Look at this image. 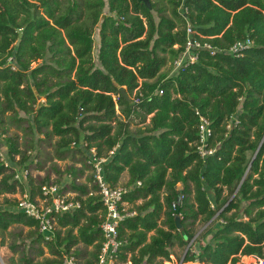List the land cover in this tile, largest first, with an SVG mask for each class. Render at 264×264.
<instances>
[{
	"label": "trees",
	"instance_id": "16d2710c",
	"mask_svg": "<svg viewBox=\"0 0 264 264\" xmlns=\"http://www.w3.org/2000/svg\"><path fill=\"white\" fill-rule=\"evenodd\" d=\"M150 4L0 0V127L6 132L7 123L28 121L31 134L57 137L61 159L71 153L82 163L65 170L79 207L55 214L49 240L18 202L0 203V245L12 253L7 264H63L69 255L84 264L97 262L106 211L93 176L76 182L90 167L91 148L107 159L103 174L112 186L127 170L123 201L143 199L119 225L116 264L173 262L172 247L192 240L198 221L207 223L210 239L200 246L198 259L189 249L182 262L173 263L264 258V0ZM248 38L253 45L241 56L204 48L197 62L176 75L164 69L190 39L226 51ZM20 112L28 118H19ZM200 116L212 131L207 148L213 153L206 157L198 150ZM133 119L142 126L131 129ZM8 140L10 162L20 155L17 163L25 164L27 152L15 137ZM13 170L0 158V195L16 192ZM44 184L32 190L31 200Z\"/></svg>",
	"mask_w": 264,
	"mask_h": 264
},
{
	"label": "rangeland",
	"instance_id": "374dc122",
	"mask_svg": "<svg viewBox=\"0 0 264 264\" xmlns=\"http://www.w3.org/2000/svg\"><path fill=\"white\" fill-rule=\"evenodd\" d=\"M99 40L100 39L98 35V30H96V34H95L96 46L94 50V56L96 58V61L98 58ZM34 65H36V62L33 63V66ZM164 69L167 72H169L170 75H176L178 72V66L176 65L175 61L172 63H168V65H166ZM239 112L240 109L238 110V113ZM238 113L232 117V119L228 123L229 126H232ZM18 117L28 118L23 112H20ZM7 126L8 127L6 132H4V127H0V155L3 161L6 164H8L9 167H12L14 169L13 171L15 172V179H17L19 183L17 184L15 193L0 195V203H4L5 198H9L18 202L21 198H24L25 196L30 197L32 190L36 191L37 190L36 186L43 180H46V184L44 185L57 186L59 189L60 196L68 200L75 201L74 197L76 196V194L70 189V185L72 184L73 178L70 177L69 174L65 172V170L71 165H74L76 167H82V163L74 161L73 158L71 157V153L65 154L61 159L60 154L57 150L58 149L57 137L56 136L45 137L44 135H40L39 137L36 133L31 134L28 128V121H20V122L13 121L11 123H7ZM130 126L131 129L135 130L136 128L142 125L136 124V120L133 119L130 122ZM10 136L16 138L19 148L22 152L25 151L27 152L29 159L25 164L17 163V161L20 159V155H17L15 157L16 158L15 161L10 162L8 155L9 144L11 142L10 140H8V138ZM75 149H76L75 146H72V150ZM255 155L256 152L252 154V158L255 157ZM62 171L64 172V174L60 173ZM92 175H93L92 170L90 169V167H88L83 171L82 174L79 175V177L76 179V182L85 183L87 179ZM31 179H33V185L30 184ZM123 186L124 185H121V187ZM61 188H63V190L66 191L64 193H61L60 192ZM40 199H41V195L38 193V195L35 196L34 201H38ZM125 209L128 214H133L132 208L125 207ZM15 229H17V227L13 226L12 230ZM206 229H207V223L198 222L197 225H195V236L193 237V239L190 240L183 247L180 246L181 247V248L179 247L180 249L175 248L176 246L174 245L175 246L174 248L177 253H175V251L172 250L173 248L171 249L172 253L175 256L181 258L182 255L184 254L185 256L187 251L190 249L191 253H194L197 258L199 256V253L201 252L200 246L210 239V234L206 235ZM26 230L27 228H25V231ZM12 240L13 237H7L8 243H10ZM0 241H1V237H0ZM78 247L81 249L83 248V246H78ZM83 249L90 252L92 248L84 246ZM11 254L12 253L7 246L0 245V264H7L9 256ZM19 255H20L19 253L15 254V256L17 257ZM45 255L50 256L47 248H45ZM33 257H35L36 260L42 259V256H38V255ZM197 259L194 260L195 262L193 261L190 264H195V263L197 264ZM252 262L253 259L241 257L238 264H249V263L252 264Z\"/></svg>",
	"mask_w": 264,
	"mask_h": 264
},
{
	"label": "built area",
	"instance_id": "2783aa9c",
	"mask_svg": "<svg viewBox=\"0 0 264 264\" xmlns=\"http://www.w3.org/2000/svg\"><path fill=\"white\" fill-rule=\"evenodd\" d=\"M188 34H191L190 26L188 27ZM252 45L253 41L249 38L245 40H238L228 50L225 51L213 48L208 44L202 45L199 42L190 39L188 40L182 54L177 60H175V63L178 66L179 71L197 62L199 56L198 51L201 49H209L211 54L222 51L236 56H241L243 51ZM211 132L212 131L209 121L203 116H200V139L198 150L201 154V157H206L207 155L213 153V149L207 148ZM113 153L114 150L110 152V154ZM0 158L3 161L1 155ZM106 161V158L98 157L96 155L95 148H91L89 150L87 163L92 170V176L94 178L95 184L98 187V194L101 196V200L106 211L105 219L100 225V228L103 232L104 241L102 243L98 260L95 264H115V254L118 252L122 244L118 240L119 225L125 218L133 215L128 214L122 207L124 194L127 192L126 188L121 186H112L105 179L103 169L104 163ZM5 165L8 166L6 163ZM140 184L141 182L137 183V185ZM41 195V199L38 201L31 200L27 196L21 198L18 201L17 207L26 215L36 219L40 232L44 234L45 239L49 240L52 238L56 229L55 214L72 211L79 207V202L68 200L60 196L59 189L55 185L42 186ZM173 206L176 207L175 204ZM249 259H253L252 264H264V258L249 257ZM182 261L183 259L181 262ZM63 264H78V260L73 255L65 256Z\"/></svg>",
	"mask_w": 264,
	"mask_h": 264
},
{
	"label": "crops",
	"instance_id": "0c3cea01",
	"mask_svg": "<svg viewBox=\"0 0 264 264\" xmlns=\"http://www.w3.org/2000/svg\"><path fill=\"white\" fill-rule=\"evenodd\" d=\"M127 182H128V172H127V170L122 174V176H121V179H120V181H119V185L118 186H121V185H126L127 184ZM179 187H180V185H179ZM143 202V199H138V200H133V201H128V200H124L123 201V203H122V207L125 209V207H127V208H132L133 209V214L135 213V211H134V207H136L137 205H139V204H141ZM126 210V209H125ZM131 216V215H130ZM199 222V221H198ZM197 222V223H198ZM197 223H196V225H197ZM154 234V232L152 231V232H150L149 233V237H151L152 235ZM79 246H83V244H80ZM176 246V247H175ZM175 246H173L172 248V250L173 251H175V253H177L176 252V250H175V248H178V249H180L181 247L179 246V245H175ZM84 247V246H83ZM175 247V248H174ZM180 247V248H179ZM172 252V251H171ZM171 257H172V259H173V262H179L180 263V261L184 258V254L182 255V257L180 258V257H178V256H175L173 253L171 254ZM178 258V259H177ZM245 258H249V257H245ZM77 260H79L78 261V263H81V264H84V260L82 259V258H79V259H77ZM173 262H170V261H163L161 264H163V263H169V264H174ZM195 262V261H194ZM117 262L115 261V264H116ZM127 264H132V263H127ZM196 264V263H195ZM197 264H198V262H197Z\"/></svg>",
	"mask_w": 264,
	"mask_h": 264
},
{
	"label": "water",
	"instance_id": "95a60500",
	"mask_svg": "<svg viewBox=\"0 0 264 264\" xmlns=\"http://www.w3.org/2000/svg\"><path fill=\"white\" fill-rule=\"evenodd\" d=\"M142 1H144L145 4H146L149 8H151L150 0H142ZM120 90H121L122 95H123L125 98H127V99L130 100L129 96L126 94L125 89H124V88H121ZM252 161H253V160H252ZM208 196H209L210 202H211L212 204H215V203H216V198L214 197V194H213L211 191H208ZM179 221H180L179 218H177V222H178V224H179Z\"/></svg>",
	"mask_w": 264,
	"mask_h": 264
}]
</instances>
